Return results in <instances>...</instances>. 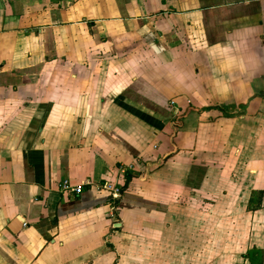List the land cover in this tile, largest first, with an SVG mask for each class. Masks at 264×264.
<instances>
[{
    "label": "crops",
    "instance_id": "obj_1",
    "mask_svg": "<svg viewBox=\"0 0 264 264\" xmlns=\"http://www.w3.org/2000/svg\"><path fill=\"white\" fill-rule=\"evenodd\" d=\"M259 250L264 0H0V264Z\"/></svg>",
    "mask_w": 264,
    "mask_h": 264
},
{
    "label": "built area",
    "instance_id": "obj_2",
    "mask_svg": "<svg viewBox=\"0 0 264 264\" xmlns=\"http://www.w3.org/2000/svg\"><path fill=\"white\" fill-rule=\"evenodd\" d=\"M88 184L89 183L86 182L79 185H72L67 180H63L59 185V191H61L62 193H69L72 195H79L83 191L84 186ZM102 188H104L105 190L111 193L112 200H116L120 197V193H121L120 190L113 188L111 185L106 183L102 185Z\"/></svg>",
    "mask_w": 264,
    "mask_h": 264
},
{
    "label": "trees",
    "instance_id": "obj_3",
    "mask_svg": "<svg viewBox=\"0 0 264 264\" xmlns=\"http://www.w3.org/2000/svg\"><path fill=\"white\" fill-rule=\"evenodd\" d=\"M131 178H132V174H130V173L125 174V183H124L123 187H121V189H120V192L121 193H123V191L126 189V187H127V185H128V183H129V181H130ZM252 196L253 197L251 198V204L254 202V197L255 196H260V193L254 192ZM109 201H111V200H109ZM260 201H261V199H260V197H258L257 203L260 204ZM257 253L258 254H261V260H260V263L259 264H262L264 252L261 251V250H259V251H257Z\"/></svg>",
    "mask_w": 264,
    "mask_h": 264
},
{
    "label": "water",
    "instance_id": "obj_4",
    "mask_svg": "<svg viewBox=\"0 0 264 264\" xmlns=\"http://www.w3.org/2000/svg\"><path fill=\"white\" fill-rule=\"evenodd\" d=\"M118 225V227H119V224H117Z\"/></svg>",
    "mask_w": 264,
    "mask_h": 264
}]
</instances>
